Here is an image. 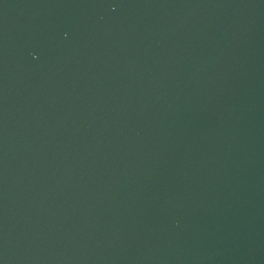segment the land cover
<instances>
[{"label":"water","instance_id":"1","mask_svg":"<svg viewBox=\"0 0 264 264\" xmlns=\"http://www.w3.org/2000/svg\"><path fill=\"white\" fill-rule=\"evenodd\" d=\"M0 264H264V0H0Z\"/></svg>","mask_w":264,"mask_h":264}]
</instances>
